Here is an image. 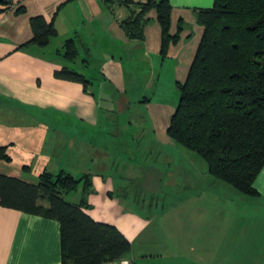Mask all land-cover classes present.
<instances>
[{"label": "crops", "instance_id": "obj_1", "mask_svg": "<svg viewBox=\"0 0 264 264\" xmlns=\"http://www.w3.org/2000/svg\"><path fill=\"white\" fill-rule=\"evenodd\" d=\"M13 1V7L0 13V145H9L8 151L19 145L22 149L19 162L0 160V173L33 184L44 170L77 178L88 174L92 190L85 194L84 186L79 187V196L90 204L87 212L125 234L134 264H174L182 258L187 264H219L218 232L215 227L212 232V223L201 225L208 231L206 248L191 247L189 254H173L175 248L158 243L160 234L153 228L156 218L169 207L173 211L175 204L185 213L197 208L199 220L202 212L211 216L217 206L218 201L209 198L202 208L196 198L202 189L210 193L213 183V195L219 192L221 183L209 177L208 168L200 171L190 165L178 174L186 180L175 178L172 167L179 163L181 151L168 135L179 102L178 84L186 81L204 32L196 11L212 7L214 0H169L170 32L179 37L166 46L155 8L145 15L143 38H133L124 24L134 6L120 0ZM19 6H25V12H16ZM38 15L53 20L57 29L44 46L27 43L33 37L31 17ZM70 38L79 51L75 59L63 55ZM63 67L81 73L89 83L57 78L55 71ZM23 165L29 167L23 170ZM255 187L256 200L237 205H257L263 216L254 221H264V169ZM135 189L159 195L161 213L153 210V203L142 205H149L150 213L138 210L142 199L131 195ZM79 196L69 201L80 202ZM248 213L237 210L238 223L247 221ZM227 235L223 264H260L264 233L242 229ZM197 237L193 246L199 245ZM0 264H63L60 222L0 201Z\"/></svg>", "mask_w": 264, "mask_h": 264}, {"label": "trees", "instance_id": "obj_2", "mask_svg": "<svg viewBox=\"0 0 264 264\" xmlns=\"http://www.w3.org/2000/svg\"><path fill=\"white\" fill-rule=\"evenodd\" d=\"M132 7L124 26L130 37L143 38L146 13L155 8L162 27L163 45L176 42L171 34L172 5L169 0H120ZM13 0L0 3V13L13 7ZM16 12H25L19 6ZM204 27L196 56L171 117L168 135L203 157L209 173L240 192L257 196L255 181L264 169V0H214V5L196 11ZM33 37L27 43L47 45L57 29L43 15L31 17ZM182 26L179 25V29ZM24 43L21 46H25ZM63 55L75 59L78 48L66 40ZM57 78L82 82L84 75L69 67L55 71ZM9 145H0V160L11 162ZM29 165H23L26 170ZM84 186L89 193L90 175L76 176L44 170L33 184L0 173V201L3 205L56 219L61 224L63 264H101L128 257L131 241L115 225L95 220L90 204L66 195Z\"/></svg>", "mask_w": 264, "mask_h": 264}, {"label": "rangeland", "instance_id": "obj_3", "mask_svg": "<svg viewBox=\"0 0 264 264\" xmlns=\"http://www.w3.org/2000/svg\"><path fill=\"white\" fill-rule=\"evenodd\" d=\"M180 94V93H179ZM180 99V95L177 98V101H179ZM176 101V102H177ZM60 118V117H59ZM22 149V145H19V147H16V151H8V153L12 156V161L11 162H19V156L18 154L21 152ZM180 152L179 155V163H177V165H174L172 167L173 171H174V176L175 178H178L180 180H186L187 178H182L181 176H178L180 170L182 169H190V165L192 166V168L198 167L201 170L208 168V164L206 162V160L201 157L199 154H197L194 151H191L181 145H179V149ZM192 155H196V160L192 159ZM15 158V160H14ZM6 163V162H5ZM28 164V163H26ZM184 166V167H181ZM208 173V171H207ZM209 177L215 179V181H217V183H221V185H217V188L219 186V192L217 193L216 196L213 195L214 193V189H215V185L214 183L212 184V191H210L209 193V189L203 194V189L201 190V192L198 193V196H196L197 199H201V205L202 208L205 207V204L209 201V198L214 200L216 199L218 202H215V204H217L215 211L212 213V215H208L207 213H203L201 214V216L203 218L197 219V215H196V209H191L190 212H183V210L177 209V204L174 205L173 207V211L172 208H167V213L164 214L161 218H156V220L153 222V228L156 231L159 232L160 236H159V240L158 243L160 244H164V247H168L169 249L173 250V254H177L180 252H183L182 254H189L191 253L193 250L192 248H196V250L198 249H205L209 239L207 238L208 235H206V233L208 231H206V227L205 228H201V225L206 223V225H210V223H212V232L214 230H217L218 232V236H217V245H216V251H217V255L216 258L218 259V263L219 264H223L225 262L224 259H226L227 257V249L229 247V245L227 244V241L229 240L228 238V233H240L241 230L243 229V231H246L247 229L252 232V233H259L262 234L264 233V224H261V222L264 221H254L255 218H262L263 215H261L259 213V210L256 208L257 205H244V207L237 205V203H241V202H245V201H255L256 197H252L249 196L247 194H244L242 192H240L239 190L235 189L233 186H231L230 184L215 178V176H213L212 174H209ZM174 178V177H172ZM174 178V179H175ZM191 178H194L193 176H191ZM202 184H204L205 182L202 180ZM216 183V182H215ZM81 188V187H80ZM80 188L76 191H73L70 193V195H66V198L68 200H77L79 193H80ZM201 189V188H200ZM199 190V189H197ZM221 191V192H220ZM81 196H79L80 198L82 197V194H80ZM135 197H140L142 199L141 202L137 203V208L138 210L142 211L143 213H150V209H149V205H145L142 206L143 203L144 204H152L153 203V210H158L159 213H161V209L163 207V204L159 205L157 204L158 200L160 197L156 196L154 191H147L146 189H144L143 191H141L140 189H135L134 192L131 194ZM155 195V196H154ZM154 196V197H153ZM177 199V198H176ZM175 199V200H176ZM146 200V203H145ZM161 200V199H159ZM223 201V202H222ZM214 202H212V204H214ZM234 202V207H230L229 203ZM211 204V205H212ZM158 206V209H156ZM151 208V207H150ZM213 208V207H212ZM237 210H244L247 211L249 210V212H251V215L248 214H244L248 220L246 221L244 219V223H238V219L236 215ZM157 211V212H158ZM201 211H203V209L200 208V213ZM178 213H180V217L178 215ZM199 213V214H200ZM208 218H207V217ZM211 217V218H210ZM215 218V219H213ZM159 219V220H158ZM215 221V223H214ZM214 223V224H213ZM244 224V225H243ZM156 225V227H155ZM246 225V226H245ZM244 226V227H243ZM200 227V229H199ZM213 227H215V229L213 230ZM242 228V229H241ZM263 231V232H262ZM197 233H201L200 237H197ZM197 237V241L199 243V245H194L193 246V237ZM162 242V243H161ZM235 242V247H238L239 243L237 240H234ZM155 243L157 244V242L155 241ZM231 244V241H230ZM171 247V248H170ZM231 247V246H230ZM204 251V250H202ZM203 254V253H201ZM226 255V256H225ZM256 257V256H255ZM202 260L205 261V257L202 256L201 257ZM260 260V264H264V255L259 257ZM263 261V263H262ZM174 264H187V260L186 258H182L180 260L175 259V261H173Z\"/></svg>", "mask_w": 264, "mask_h": 264}, {"label": "built area", "instance_id": "obj_4", "mask_svg": "<svg viewBox=\"0 0 264 264\" xmlns=\"http://www.w3.org/2000/svg\"><path fill=\"white\" fill-rule=\"evenodd\" d=\"M101 264H134V260L131 257H122L117 259L106 260Z\"/></svg>", "mask_w": 264, "mask_h": 264}, {"label": "water", "instance_id": "obj_5", "mask_svg": "<svg viewBox=\"0 0 264 264\" xmlns=\"http://www.w3.org/2000/svg\"><path fill=\"white\" fill-rule=\"evenodd\" d=\"M3 0H0V3L2 2ZM129 20V18L128 19H126V21H128Z\"/></svg>", "mask_w": 264, "mask_h": 264}]
</instances>
